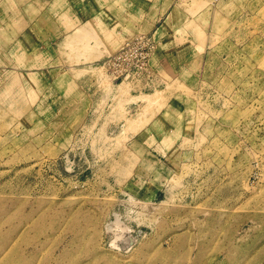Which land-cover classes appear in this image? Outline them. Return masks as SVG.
Here are the masks:
<instances>
[{
  "label": "rangeland",
  "instance_id": "rangeland-1",
  "mask_svg": "<svg viewBox=\"0 0 264 264\" xmlns=\"http://www.w3.org/2000/svg\"><path fill=\"white\" fill-rule=\"evenodd\" d=\"M66 1L0 0V264H264V0Z\"/></svg>",
  "mask_w": 264,
  "mask_h": 264
},
{
  "label": "built area",
  "instance_id": "built-area-1",
  "mask_svg": "<svg viewBox=\"0 0 264 264\" xmlns=\"http://www.w3.org/2000/svg\"><path fill=\"white\" fill-rule=\"evenodd\" d=\"M151 40L148 37H140L127 42L108 59L107 64L110 63V67L115 68L113 77L116 81H129L147 72Z\"/></svg>",
  "mask_w": 264,
  "mask_h": 264
},
{
  "label": "crops",
  "instance_id": "crops-1",
  "mask_svg": "<svg viewBox=\"0 0 264 264\" xmlns=\"http://www.w3.org/2000/svg\"><path fill=\"white\" fill-rule=\"evenodd\" d=\"M72 1L73 0H69V1L67 0L66 3L63 4V6L64 7H70L71 6V7H77L79 9L80 8L87 9L90 6H92V2L93 1L97 2L98 0H78V1H75V4H72L71 3ZM143 1H144V3H145V1H147V6H149V7H147L148 8V12L145 14V19H143V21H145V22H141L140 24L142 25L143 23H147V25H149L148 26V30L149 31H153L155 29V32H161V30H160L161 26H159V28H157V30H156V26L158 25V23H160V21L162 19H152V17H151V9H152V7L153 6L157 7L159 5L160 1L158 0V2H156V3H153L154 0L153 1L152 0H143ZM134 4L135 3H132V0H127V6L128 7L133 6ZM124 6H126V5L124 4ZM85 15H86V13H85ZM162 16H164V14ZM162 16H160V18ZM146 17H147V19H146ZM53 20H54L53 22H56L57 24H59L58 20H60V19H53ZM64 20L65 19H61L60 22L64 23ZM125 20L129 24L130 22H134L135 19H125ZM66 22H67V24H70V23L76 24V27H79V28H82V27L85 28V32H86L85 35L88 34L87 31H89V30H91V32L94 31V33L97 34V31H99V29H98V27H96V24H99V23L102 24L103 23L101 21L99 22L98 19H87V17H86V19H82V18L81 19L80 18L79 19H66ZM106 23H107V21H106ZM82 25H84V26H82ZM94 25H95V27H94ZM141 25H140V28L142 27ZM122 29H124V30L126 29L127 33H130V30H131L130 28H126V27L122 28ZM55 30H59V29L55 28ZM132 30L134 31V28ZM118 34H119V32H118ZM123 35L125 36L127 34L124 33ZM58 37L61 39L63 37V35H59Z\"/></svg>",
  "mask_w": 264,
  "mask_h": 264
}]
</instances>
